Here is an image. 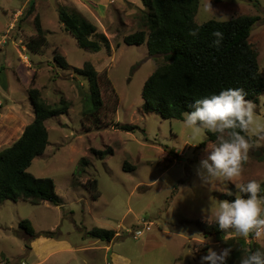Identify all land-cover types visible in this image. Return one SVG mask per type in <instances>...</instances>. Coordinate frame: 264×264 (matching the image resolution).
I'll return each mask as SVG.
<instances>
[{
  "label": "rangeland",
  "instance_id": "1",
  "mask_svg": "<svg viewBox=\"0 0 264 264\" xmlns=\"http://www.w3.org/2000/svg\"><path fill=\"white\" fill-rule=\"evenodd\" d=\"M59 8L93 22L108 38L110 51L104 45L98 51L79 47L60 24ZM143 8L139 0H0V150L15 142L34 117L29 87L38 88L50 104L61 98L69 102L65 114L46 119L48 144L28 167L34 176L53 179L60 204L0 202V264H200L209 248H223L199 222L215 220L225 195H241L236 184L264 181V92L257 104L247 100L254 106L248 159L232 181L221 177L205 184L197 175L211 151H205L207 145L216 144L207 139V131L193 135L184 119L143 111L141 89L160 58L149 55L145 43L123 42L138 29ZM36 15L47 40L40 51L30 52L25 44L36 35ZM239 15L258 17L249 42L264 79L261 0H199L194 18L200 24ZM55 53L64 56L68 69L53 60ZM85 61L109 80L101 89V121L107 125L98 129L86 130L82 124L80 87L88 92V83L71 69ZM117 123L136 128L125 131ZM108 147L112 153L90 151ZM89 178L97 180V199L85 185ZM22 219L31 221L37 236L31 239L19 228ZM143 221L151 229L134 238L132 232L142 229ZM94 227L113 229L115 237H93L88 231ZM250 236L247 243L264 248V234Z\"/></svg>",
  "mask_w": 264,
  "mask_h": 264
},
{
  "label": "trees",
  "instance_id": "2",
  "mask_svg": "<svg viewBox=\"0 0 264 264\" xmlns=\"http://www.w3.org/2000/svg\"><path fill=\"white\" fill-rule=\"evenodd\" d=\"M139 1L144 7L139 27L126 34L123 42L127 45L145 43L149 55L160 58L141 89L144 112L159 113L163 118L184 119L185 113L194 110L191 106H194L196 99L218 94L228 88H243L247 93L245 99L258 103L259 95L264 92V79L257 59L258 53L249 42L251 28L258 20L257 16L239 15L229 20L210 19L199 24L194 18L199 0ZM58 20L64 30L75 37L79 47L98 51L104 45L110 51L106 35L97 32L95 24L79 12L69 13L59 8ZM35 27L36 35L25 44L30 52L40 51L47 40L38 15L35 16ZM217 30L224 33L219 47L213 43L218 38L212 35ZM192 31H197V36L190 35ZM53 60L62 69L70 67L59 53L54 54ZM71 69L88 83V92L80 87L84 104L81 111L82 124L86 130L107 125L101 121L105 107L101 89L109 80L97 72L90 61ZM27 94L34 117L15 142L0 150V202L6 199H23L33 204L47 201L59 205L60 199L55 193L53 179L48 176H34L28 171V167L33 158L42 154L48 144L46 119L65 114L69 102L61 98L58 104H50L36 87H29ZM116 128L132 131L136 125L117 123ZM241 134L246 139L249 138L247 133ZM207 139L218 143L217 135L211 132H207ZM90 151L95 155L112 153L110 147L104 150L90 148ZM126 165L124 162V166ZM85 185L93 199L100 196L96 178L87 179ZM258 195L264 196V184ZM225 197L229 201L234 200L229 194ZM18 225L29 238L38 235L29 219L20 220ZM199 226L205 234L217 237L222 248L232 249L228 264H242L243 258L257 249L264 252L259 244L247 243L245 237L233 234L231 229L219 230L215 220L199 222ZM41 234L52 236L50 232ZM88 234L109 241L115 237V230L94 227Z\"/></svg>",
  "mask_w": 264,
  "mask_h": 264
},
{
  "label": "clouds",
  "instance_id": "3",
  "mask_svg": "<svg viewBox=\"0 0 264 264\" xmlns=\"http://www.w3.org/2000/svg\"><path fill=\"white\" fill-rule=\"evenodd\" d=\"M261 4H264V0H261ZM197 34V31L190 33L193 37ZM212 35L218 38L213 43L219 47L224 33L217 30ZM246 95L243 88L223 89L218 94L196 99L194 106H191L194 110L184 117L183 123L192 130L193 135H199L202 131L217 135L218 143L211 147L207 145L205 151H211L197 169V175L205 184L213 178L223 177L226 181H232L241 175L250 148L248 139L241 133H247L253 123L254 110L253 104L245 99ZM262 184L264 181L257 180L238 183L235 187L242 195L232 201L225 199L218 203L214 215L219 230L231 229L245 238L252 233L257 237L264 234V208L261 206L264 196L258 195L262 191ZM231 254L230 247H224L219 252L209 248L208 253L200 258V264H228ZM242 264H264V252L259 249L250 252L243 258Z\"/></svg>",
  "mask_w": 264,
  "mask_h": 264
},
{
  "label": "built area",
  "instance_id": "4",
  "mask_svg": "<svg viewBox=\"0 0 264 264\" xmlns=\"http://www.w3.org/2000/svg\"><path fill=\"white\" fill-rule=\"evenodd\" d=\"M142 226H143L142 229H136L135 231L132 232L134 238L142 235L143 231H149L151 229V224L149 222L143 221Z\"/></svg>",
  "mask_w": 264,
  "mask_h": 264
}]
</instances>
